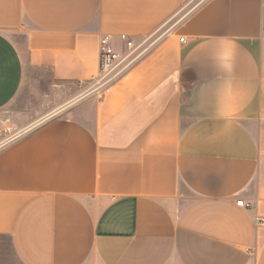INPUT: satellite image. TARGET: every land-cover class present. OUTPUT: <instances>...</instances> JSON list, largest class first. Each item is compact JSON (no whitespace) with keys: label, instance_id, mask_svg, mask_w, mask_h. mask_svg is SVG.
Listing matches in <instances>:
<instances>
[{"label":"crops","instance_id":"crops-1","mask_svg":"<svg viewBox=\"0 0 264 264\" xmlns=\"http://www.w3.org/2000/svg\"><path fill=\"white\" fill-rule=\"evenodd\" d=\"M124 34L161 38L89 90ZM29 76L0 264H264V0H0V130Z\"/></svg>","mask_w":264,"mask_h":264},{"label":"built area","instance_id":"built-area-1","mask_svg":"<svg viewBox=\"0 0 264 264\" xmlns=\"http://www.w3.org/2000/svg\"><path fill=\"white\" fill-rule=\"evenodd\" d=\"M155 35L144 37L139 41H135L129 35H121V41L124 43L126 51L118 52L109 37H102L100 40V72L93 77L92 85H101L103 91L110 87L113 83L125 75L140 59L146 56L160 40L161 37L154 39ZM185 42V39H182ZM0 130V137L3 132ZM15 141L11 133L9 137H5L0 141V148ZM237 206L249 208L243 200L237 202ZM264 225V222L262 223Z\"/></svg>","mask_w":264,"mask_h":264},{"label":"rangeland","instance_id":"rangeland-1","mask_svg":"<svg viewBox=\"0 0 264 264\" xmlns=\"http://www.w3.org/2000/svg\"><path fill=\"white\" fill-rule=\"evenodd\" d=\"M39 83H35L32 79V76L25 81L23 86V91L16 103L14 104V112L23 114V119L19 120L17 115H10L11 119H8V122H5V130L3 132V137H9L10 133L12 137L17 140L26 135L27 129L29 127H35L39 125L40 117L48 109V98L41 94ZM58 89V88H57ZM68 88H60L62 92H68ZM89 90L99 91L102 90L101 85H91ZM44 97V99L42 98ZM43 99V101H42ZM64 100H67V97L64 96ZM60 100V99H59ZM40 119H39V118ZM6 121V120H5ZM28 123V124H26Z\"/></svg>","mask_w":264,"mask_h":264}]
</instances>
